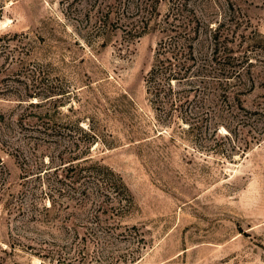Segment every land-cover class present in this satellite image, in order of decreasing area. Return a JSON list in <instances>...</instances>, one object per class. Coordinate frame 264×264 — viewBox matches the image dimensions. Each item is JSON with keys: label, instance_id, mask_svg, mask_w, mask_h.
<instances>
[{"label": "rangeland", "instance_id": "obj_1", "mask_svg": "<svg viewBox=\"0 0 264 264\" xmlns=\"http://www.w3.org/2000/svg\"><path fill=\"white\" fill-rule=\"evenodd\" d=\"M144 3L0 0V264H264V0L235 40L255 81L216 131L200 97L187 120L151 101L161 15L126 25ZM70 163L109 167L128 197L71 198Z\"/></svg>", "mask_w": 264, "mask_h": 264}, {"label": "trees", "instance_id": "obj_2", "mask_svg": "<svg viewBox=\"0 0 264 264\" xmlns=\"http://www.w3.org/2000/svg\"><path fill=\"white\" fill-rule=\"evenodd\" d=\"M205 3L208 10L202 9ZM245 3L246 0H165L162 14L158 12L160 0L140 4L133 11L129 9L130 6L125 8H128L125 11L129 18L126 24L129 32L137 28L144 31L149 29V20L153 15H161L155 23L161 36L153 64L146 75L147 92L154 104L168 106L170 114L177 112L178 116L187 120L194 118L196 112L193 104L196 97H200L206 101L205 114L212 122L211 130H217V123L224 118L225 102L236 99V103H239L232 89L255 81L248 67L252 65L250 53H247L248 49L239 50L241 40L235 41L247 29V16L243 12ZM2 10L0 4V15ZM241 57L246 67L233 69V61ZM241 78L244 79L243 83H240ZM84 132L91 136L90 143L98 138L95 132ZM41 169L39 172L46 170ZM64 171L65 178L59 180L62 185L59 190L72 194L69 195L71 198L75 195H114L115 200H120L129 195L120 177L105 165L76 166L70 163ZM32 172L29 168L25 169L24 178H33L37 172ZM35 208L33 204L34 213ZM18 209L23 210V206Z\"/></svg>", "mask_w": 264, "mask_h": 264}]
</instances>
